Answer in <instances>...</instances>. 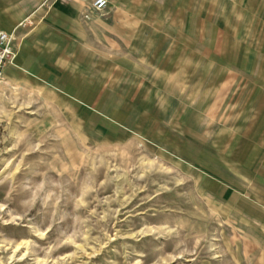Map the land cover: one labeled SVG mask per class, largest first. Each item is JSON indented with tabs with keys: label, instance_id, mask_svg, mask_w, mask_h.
<instances>
[{
	"label": "rangeland",
	"instance_id": "374dc122",
	"mask_svg": "<svg viewBox=\"0 0 264 264\" xmlns=\"http://www.w3.org/2000/svg\"><path fill=\"white\" fill-rule=\"evenodd\" d=\"M202 22L194 49L165 34L163 77H4L0 264H264L260 227L213 180L261 165L264 81L213 54H235L234 30Z\"/></svg>",
	"mask_w": 264,
	"mask_h": 264
},
{
	"label": "crops",
	"instance_id": "0c3cea01",
	"mask_svg": "<svg viewBox=\"0 0 264 264\" xmlns=\"http://www.w3.org/2000/svg\"><path fill=\"white\" fill-rule=\"evenodd\" d=\"M107 1V9L96 13L94 0H0V32L13 35L18 51L5 77H32L44 88L82 82V77H163L164 63L158 60L164 54L165 34L184 32L194 49L198 19L203 18L205 33L209 26L213 33L215 26L217 33L234 30L238 36L235 54L222 42L213 54L225 56L226 50L228 58L235 57L242 76L252 71L264 81L259 46L264 43V0ZM171 45L167 52L174 49ZM167 76L176 77L172 72ZM71 88L82 90L74 84ZM79 104L80 113L94 106ZM259 157L261 165L252 168V176H240L227 166V177L220 173L213 180L220 202L242 204L264 234V154Z\"/></svg>",
	"mask_w": 264,
	"mask_h": 264
},
{
	"label": "built area",
	"instance_id": "2783aa9c",
	"mask_svg": "<svg viewBox=\"0 0 264 264\" xmlns=\"http://www.w3.org/2000/svg\"><path fill=\"white\" fill-rule=\"evenodd\" d=\"M108 7L107 0H94L92 8L96 13L104 12ZM17 48L15 38L12 34L0 32V85L5 77V69L15 62L17 58Z\"/></svg>",
	"mask_w": 264,
	"mask_h": 264
}]
</instances>
